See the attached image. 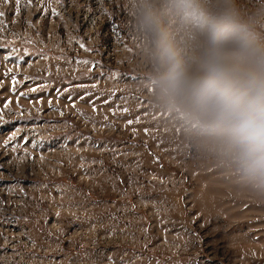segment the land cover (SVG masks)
Segmentation results:
<instances>
[{
	"label": "rangeland",
	"instance_id": "rangeland-1",
	"mask_svg": "<svg viewBox=\"0 0 264 264\" xmlns=\"http://www.w3.org/2000/svg\"><path fill=\"white\" fill-rule=\"evenodd\" d=\"M144 3L0 0V264H264V183L157 99ZM206 6L264 39V0Z\"/></svg>",
	"mask_w": 264,
	"mask_h": 264
},
{
	"label": "clouds",
	"instance_id": "clouds-1",
	"mask_svg": "<svg viewBox=\"0 0 264 264\" xmlns=\"http://www.w3.org/2000/svg\"><path fill=\"white\" fill-rule=\"evenodd\" d=\"M194 23L202 44L193 55L167 40L160 15L145 0L141 27L157 43V99L182 111L249 179L264 183V39L234 9L213 13L206 0H168Z\"/></svg>",
	"mask_w": 264,
	"mask_h": 264
},
{
	"label": "snow or ice",
	"instance_id": "snow-or-ice-1",
	"mask_svg": "<svg viewBox=\"0 0 264 264\" xmlns=\"http://www.w3.org/2000/svg\"><path fill=\"white\" fill-rule=\"evenodd\" d=\"M17 4H19V0H16ZM29 2H31V0H29ZM4 13L0 12V16H3ZM129 123H131V121H129Z\"/></svg>",
	"mask_w": 264,
	"mask_h": 264
}]
</instances>
